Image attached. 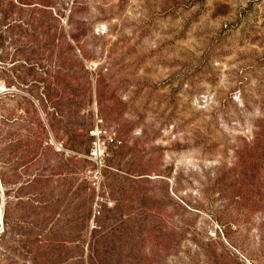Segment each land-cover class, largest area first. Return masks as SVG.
I'll list each match as a JSON object with an SVG mask.
<instances>
[{"label": "rangeland", "instance_id": "1", "mask_svg": "<svg viewBox=\"0 0 264 264\" xmlns=\"http://www.w3.org/2000/svg\"><path fill=\"white\" fill-rule=\"evenodd\" d=\"M0 37V264H264V0H0Z\"/></svg>", "mask_w": 264, "mask_h": 264}, {"label": "built area", "instance_id": "2", "mask_svg": "<svg viewBox=\"0 0 264 264\" xmlns=\"http://www.w3.org/2000/svg\"><path fill=\"white\" fill-rule=\"evenodd\" d=\"M97 122L89 131L88 135L91 138L89 152L83 155V158L88 160L93 169L90 171V178L93 186L99 190L103 180V170L107 165V159L110 157V146L115 145L117 140L112 133ZM101 206L96 204L93 215L101 214Z\"/></svg>", "mask_w": 264, "mask_h": 264}, {"label": "trees", "instance_id": "3", "mask_svg": "<svg viewBox=\"0 0 264 264\" xmlns=\"http://www.w3.org/2000/svg\"><path fill=\"white\" fill-rule=\"evenodd\" d=\"M3 40V38L2 37H0V41H2ZM27 74H24L23 76H21V75H18V77H19V79L21 80V82H25L26 83V81H28V80H26V78H30L31 77V75L28 73V76H26ZM34 79H33V76H32V78H30V80L29 81H33ZM93 127V126H92ZM91 127V128H92ZM90 128V129H91ZM89 129V130H90ZM88 130V131H89ZM88 131H87V135H88ZM88 140H89V147H90V143H91V138L88 136ZM89 152V149H88V151L86 152V154ZM86 154H84V155H86ZM117 155L120 157L121 156V153H117ZM111 156H113V150H111ZM110 156V157H111ZM110 157H108V159H107V165H106V167L104 168V169H108V168H110ZM86 160V159H85ZM88 161V160H87ZM89 162V161H88ZM90 163V162H89ZM91 164V163H90ZM92 165V164H91ZM107 173V171H105V173L104 174H106ZM109 173H111V172H109ZM2 175V174H1ZM0 181H1V184H3V183H5V179L3 178V176H0ZM109 187L111 188V189H113L114 190V188H116V185L114 184V181H111V183L109 184ZM109 188V189H110ZM123 188V186H120V187H118V189H122ZM110 189V190H111ZM118 189H117V191H118Z\"/></svg>", "mask_w": 264, "mask_h": 264}]
</instances>
